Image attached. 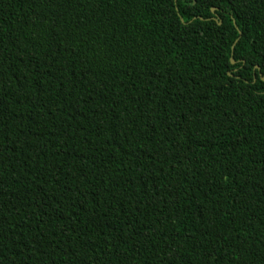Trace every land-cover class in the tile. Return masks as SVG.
<instances>
[{
	"label": "trees",
	"instance_id": "obj_1",
	"mask_svg": "<svg viewBox=\"0 0 264 264\" xmlns=\"http://www.w3.org/2000/svg\"><path fill=\"white\" fill-rule=\"evenodd\" d=\"M0 264H264V0H0Z\"/></svg>",
	"mask_w": 264,
	"mask_h": 264
},
{
	"label": "water",
	"instance_id": "obj_2",
	"mask_svg": "<svg viewBox=\"0 0 264 264\" xmlns=\"http://www.w3.org/2000/svg\"><path fill=\"white\" fill-rule=\"evenodd\" d=\"M212 11H214L213 9H212ZM232 63H234V61L232 60Z\"/></svg>",
	"mask_w": 264,
	"mask_h": 264
}]
</instances>
